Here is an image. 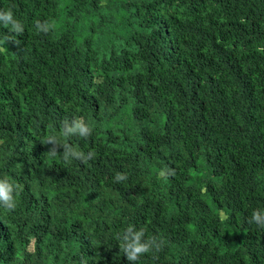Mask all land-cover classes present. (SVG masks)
<instances>
[{"label":"trees","instance_id":"trees-1","mask_svg":"<svg viewBox=\"0 0 264 264\" xmlns=\"http://www.w3.org/2000/svg\"><path fill=\"white\" fill-rule=\"evenodd\" d=\"M0 264H264V0H0ZM49 23L47 33L37 23ZM82 118L88 138L62 135ZM60 143L93 152L65 165ZM164 173L163 175L161 173ZM117 174L126 178L117 182Z\"/></svg>","mask_w":264,"mask_h":264},{"label":"clouds","instance_id":"clouds-1","mask_svg":"<svg viewBox=\"0 0 264 264\" xmlns=\"http://www.w3.org/2000/svg\"><path fill=\"white\" fill-rule=\"evenodd\" d=\"M0 25H7L9 30L16 34H20L24 30L23 23L15 16L11 8L0 10ZM50 28L51 25L47 22L36 24V29L43 33H47ZM61 129L62 135L66 138H88L92 133V127L82 118L63 120ZM43 143L53 146L49 151L53 155H58L57 146L62 148L59 156L65 165L71 164L73 161L84 164L94 158L93 152H83L77 150L71 144L60 143L55 136L47 137ZM125 178L123 174H117L115 180L119 182ZM15 191L16 188L10 180L7 177L0 176V208L8 212H14L17 207ZM249 223L264 229V210H254L249 218ZM116 239L129 264H139L142 256L154 251L158 252L162 246V241L156 237L146 238L145 230L136 228L134 225L128 226L122 233L117 234ZM81 264H85V262L82 260Z\"/></svg>","mask_w":264,"mask_h":264}]
</instances>
